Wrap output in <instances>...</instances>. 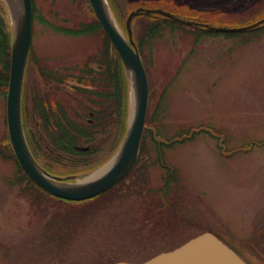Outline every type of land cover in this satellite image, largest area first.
<instances>
[{
	"label": "rangeland",
	"instance_id": "rangeland-1",
	"mask_svg": "<svg viewBox=\"0 0 264 264\" xmlns=\"http://www.w3.org/2000/svg\"><path fill=\"white\" fill-rule=\"evenodd\" d=\"M87 1L34 0L23 88L28 146L47 171L69 183L112 167L134 111L125 72L118 109L111 97L105 62L113 68L115 56L105 33H64L96 21ZM139 1L107 0L124 36L128 14L141 6L211 27H242L264 17V0ZM20 9L0 0L10 36ZM162 20L140 16L131 25L151 82L140 159L91 202L60 203L19 181L7 134V90L0 91V264L141 263L204 232L232 242L250 264H264V28L231 37ZM52 115L92 124L95 142L80 143L96 144L97 153L55 152ZM152 128L167 145L153 142Z\"/></svg>",
	"mask_w": 264,
	"mask_h": 264
},
{
	"label": "water",
	"instance_id": "water-1",
	"mask_svg": "<svg viewBox=\"0 0 264 264\" xmlns=\"http://www.w3.org/2000/svg\"><path fill=\"white\" fill-rule=\"evenodd\" d=\"M89 3L120 57L134 94V111L119 152L112 167L96 180L87 183H80L79 181L76 183L61 182L60 177L49 174L36 162L27 145L21 120V101L31 42V0H21V9L15 16L11 40L9 81L6 94V122L10 145L27 177L40 189L61 201L79 202L99 196L119 183L130 172L137 160L146 117L148 84L143 64L132 39V20L140 15L158 14L188 26L196 25L190 21L180 20L162 10L138 8L128 15L125 22L127 36H124L114 21L107 0H89ZM261 24H264V18L252 25L240 28L203 26L212 31L237 33L256 28ZM114 264L248 263L215 234L206 232L172 251L160 253L145 262H117Z\"/></svg>",
	"mask_w": 264,
	"mask_h": 264
},
{
	"label": "trees",
	"instance_id": "trees-1",
	"mask_svg": "<svg viewBox=\"0 0 264 264\" xmlns=\"http://www.w3.org/2000/svg\"><path fill=\"white\" fill-rule=\"evenodd\" d=\"M88 2V1H87ZM35 11V9H34ZM264 28V25L258 27L257 29H253L252 32H260L262 29ZM101 29L99 23L97 21H95L94 23H92L91 25H81L80 28L77 31L74 32H64L66 34L69 35H73V36H83V35H87L90 34L96 30ZM158 28L153 30H150V34H155L157 32ZM203 32L207 35H215V34H224V33H219V32H213V31H209L207 29H202ZM239 33H228L225 35H229V36H235L238 35ZM106 41L108 43V45L111 47V49H113V53L115 56V66L113 68H110L109 66V61L105 62L107 65V69L105 70L106 72V77L108 78V80L111 82L112 88H113V92L111 94V97L113 98L114 102H115V106L118 109L119 106L118 104H120V99L122 96V88H126L127 82H126V78L124 75V71H123V67L121 64V61L118 57V54L116 53L115 49L112 47L110 40L108 39V37L106 36ZM10 47H11V36L9 33L6 32V29L4 27V23L2 21V19H0V91L2 92L4 89H7L8 86V80H9V66H10ZM123 88V91L125 90ZM96 94V93H94ZM99 95V94H97ZM102 98V97H101ZM105 98V97H103ZM40 111L41 112H48L47 109L45 107L40 106ZM53 116V115H52ZM52 122L50 123V126H53V128L55 130H52V133H55V135L52 136V141H51V147H53L54 151H58V152H64L70 155H75V156H82V157H88L91 156L95 153H97L96 151H89V152H78L75 150V146L77 144H79L82 140L85 142H94L97 136V132L98 131H93L91 129H93V126H89V127H77V126H73L70 125L68 123L65 124V122L59 117L53 116L52 118ZM124 128V125H123ZM11 153L13 154L11 148H10ZM62 152V153H63ZM14 156V155H13ZM20 168V167H19ZM20 172L22 173V178H18L19 181L23 180V181H27V177L25 176V174L23 173V171L20 168ZM32 185L31 183H28L27 186L30 187V185ZM34 188L35 186L32 185ZM37 188V187H36ZM35 188V189H36ZM46 193V192H44ZM47 194V193H46ZM49 195V194H47ZM51 196V195H49ZM52 197V196H51ZM97 197H94L92 199L89 200H85V201H79V202H75V201H70V202H65L64 204L70 203V204H84L86 202H91L93 199H96ZM74 206V205H73Z\"/></svg>",
	"mask_w": 264,
	"mask_h": 264
},
{
	"label": "bare ground",
	"instance_id": "bare-ground-1",
	"mask_svg": "<svg viewBox=\"0 0 264 264\" xmlns=\"http://www.w3.org/2000/svg\"><path fill=\"white\" fill-rule=\"evenodd\" d=\"M6 1L10 5V7H12V8L14 7L15 10H17V8L19 7V4L21 5V0H18V3H17V0H15V1L14 0H11V2L8 1V0H6ZM16 4H17V6H16ZM107 169L104 168V169H98V170L94 171L93 173L89 174L87 176V178H85V180H83L80 183H87V182L96 180L98 177H100L101 175H103Z\"/></svg>",
	"mask_w": 264,
	"mask_h": 264
},
{
	"label": "flooded vegetation",
	"instance_id": "flooded-vegetation-1",
	"mask_svg": "<svg viewBox=\"0 0 264 264\" xmlns=\"http://www.w3.org/2000/svg\"><path fill=\"white\" fill-rule=\"evenodd\" d=\"M94 115H95V114H94ZM96 116H97V115H96ZM60 118H61V117H60ZM64 119H65V117H63V121H64ZM61 121H62V118H61ZM64 122H65V121H64ZM66 123H68V122H66ZM66 123H65V124H66ZM68 124H69V123H68ZM70 125H73V124H70ZM73 126H74V125H73ZM75 126H76V125H75ZM93 143H94V142H93ZM96 147H97V146H96V144H95V145H93V146L90 147V148H92L93 150H95V149H97ZM92 149H91V150H92ZM55 152H56V151H55Z\"/></svg>",
	"mask_w": 264,
	"mask_h": 264
}]
</instances>
